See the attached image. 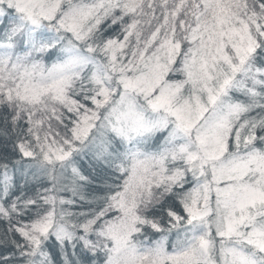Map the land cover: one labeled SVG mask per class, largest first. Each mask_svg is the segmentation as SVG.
<instances>
[{
	"label": "snow or ice",
	"instance_id": "6c2138e0",
	"mask_svg": "<svg viewBox=\"0 0 264 264\" xmlns=\"http://www.w3.org/2000/svg\"><path fill=\"white\" fill-rule=\"evenodd\" d=\"M0 264H264V0H0Z\"/></svg>",
	"mask_w": 264,
	"mask_h": 264
}]
</instances>
